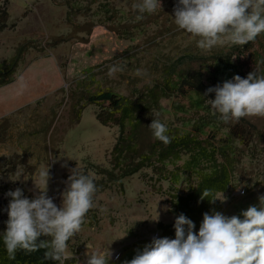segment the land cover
Masks as SVG:
<instances>
[{"label":"rangeland","instance_id":"1","mask_svg":"<svg viewBox=\"0 0 264 264\" xmlns=\"http://www.w3.org/2000/svg\"><path fill=\"white\" fill-rule=\"evenodd\" d=\"M63 2L0 0L9 14L8 27L0 32V63L9 61L19 46L25 47L15 77L0 87V156L20 159L0 168V232L6 230L9 191L20 188L33 199L46 190L60 207L73 170L97 180L91 164L109 167L117 128L96 120L94 104L85 106L79 122L69 125L68 91L74 80L94 73L102 85L129 95L133 86L151 84L162 67L183 55L214 50L228 55L233 46L203 52L197 47L199 38L179 29L174 14L164 13L168 6L164 0L162 8L145 13L141 20L133 8L138 0H69L70 12ZM244 61L233 57L230 62L192 65L202 68L203 79L217 86L231 80ZM113 66L122 71L109 74ZM137 70L146 75L137 76ZM161 108L173 128L200 129L201 138L226 148L231 184L215 195L217 212L240 215L250 205L258 206V197L264 195V118L245 117L253 125L250 134L226 141L233 122L223 123L195 94L163 99ZM187 159L183 155L167 162L160 173L144 169L124 178L121 185L97 191L80 233L68 242L75 264H85L87 246L98 251L109 247V264H124L154 237L161 238L157 225L174 219L170 194L184 193L197 181V172L185 168ZM47 169L46 185L42 174ZM199 227L194 231L198 233Z\"/></svg>","mask_w":264,"mask_h":264},{"label":"clouds","instance_id":"2","mask_svg":"<svg viewBox=\"0 0 264 264\" xmlns=\"http://www.w3.org/2000/svg\"><path fill=\"white\" fill-rule=\"evenodd\" d=\"M133 8L139 13L136 19L141 20L145 13L154 14L162 5L161 0H138ZM174 23L198 37L197 47L203 52L225 44L244 46L264 33V0H177ZM116 71L122 69L113 66L109 74ZM136 75L146 72L137 70ZM209 93L215 94L214 99H208L213 113H218L225 124L245 117L264 118V76L255 72L246 78L235 75L222 85L209 87L204 95ZM148 126L154 139L165 145L171 143L167 125L160 119L153 118ZM42 175L47 185L48 169ZM96 192L94 178L74 170L60 207L46 190H40L33 199L25 197L20 188L9 191L6 195L11 200L2 237L8 259L15 260L19 251L45 249L44 258L56 264L74 260L68 242L80 233ZM209 195L204 190L201 199ZM258 200V206L250 205L240 215L204 213L198 233L194 222L180 214L174 223V239L154 237L124 264H264V195ZM87 249L85 264H109V247L104 251Z\"/></svg>","mask_w":264,"mask_h":264},{"label":"trees","instance_id":"3","mask_svg":"<svg viewBox=\"0 0 264 264\" xmlns=\"http://www.w3.org/2000/svg\"><path fill=\"white\" fill-rule=\"evenodd\" d=\"M164 1L168 4L164 13L174 14L177 0ZM63 4L67 5L70 12L69 0H64ZM8 20L9 14L5 4L0 3V32L8 27ZM84 31L90 33V29L86 28ZM24 49V45L19 46L9 61L0 63V87L15 77ZM229 51L228 55L224 54L223 50H214L206 55H183L168 66L162 67L151 84L133 86L129 95L117 93L111 87L102 85L95 79L94 73H86L77 78L69 88L70 126L79 122L85 106L94 104L97 107L96 120L102 125L117 128L115 141L108 153L109 167L95 164L90 166L99 175V179H94L97 191L111 184L121 185L124 178L144 169L160 173L167 162L178 161L183 155L188 156L185 168L197 172V181L189 185L184 193L176 191L170 194V212L174 219L170 223L157 225L161 238H175L174 223L180 214L192 220L195 228L199 227L204 213L212 214L219 209L216 200L213 203L211 199H215L217 193L226 191L231 184L230 159L226 148L201 138L198 135L200 129L196 132H180L173 128L163 118L161 108L163 99L186 97L190 93L208 103V99H214V93L207 96L204 94L209 87L215 86L203 79L202 68L195 69L192 65L194 63L202 67L206 62H230L233 57L236 60L244 58L243 68L241 67L235 75L246 78L250 72H255L258 76H264V33L247 45H233ZM153 118H158L167 125L168 135L172 138L168 145L154 139L148 126ZM251 128L253 125L245 118L233 122L228 126L226 141L230 138L243 139L246 134H250ZM16 159L12 155L0 156V168L3 165L14 166L20 160ZM204 190H208L210 195L201 199ZM4 231L0 232V264H56L55 261L44 258L45 249L34 253L19 251L15 260H9L2 239ZM65 264H75V260L66 261Z\"/></svg>","mask_w":264,"mask_h":264}]
</instances>
